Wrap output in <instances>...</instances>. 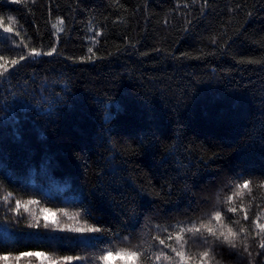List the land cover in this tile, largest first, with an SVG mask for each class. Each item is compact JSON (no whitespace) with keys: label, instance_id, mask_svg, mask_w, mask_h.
<instances>
[{"label":"trees","instance_id":"1","mask_svg":"<svg viewBox=\"0 0 264 264\" xmlns=\"http://www.w3.org/2000/svg\"><path fill=\"white\" fill-rule=\"evenodd\" d=\"M204 4L0 0L20 31L0 29V197L13 192L0 201V241L6 232L29 237L0 251L58 252L46 238L76 235L29 227L27 212L9 211L32 196L118 232L99 237L105 248L148 240L139 231L147 214L157 217L153 236L169 214L195 220L220 210L233 226L244 209L242 223L264 218V63L248 62L264 60V0ZM242 178L250 181L243 190ZM133 201L139 222L125 211ZM134 229L142 239L129 235ZM150 244L147 258L156 264ZM202 250L189 245L193 257ZM228 251L216 247L214 264H250L246 253L237 259ZM123 260L114 255L110 264Z\"/></svg>","mask_w":264,"mask_h":264},{"label":"snow or ice","instance_id":"2","mask_svg":"<svg viewBox=\"0 0 264 264\" xmlns=\"http://www.w3.org/2000/svg\"><path fill=\"white\" fill-rule=\"evenodd\" d=\"M13 3H27V0H12ZM34 2V0H33ZM207 6V0L203 7ZM123 7V5H120ZM250 14V13H249ZM17 17L11 13L0 12V29L6 34H13L20 36ZM31 53L36 54L37 49L31 48ZM56 49L52 48L47 55H51ZM92 52V49H88ZM3 57H0V74H2L5 65L3 64ZM20 59H24L23 56ZM250 63H264V60H249ZM16 64V60L11 61ZM243 179V182L238 185L239 189L248 188L250 181ZM110 194V193H109ZM13 192L8 191L6 195L0 197V201H11ZM36 206L38 211L33 212L32 208ZM9 211L16 213L17 217H21L23 212H27L30 216L28 221L29 227L39 229L41 224L45 228H51L59 232L73 233L71 237H48L49 244L54 245L59 249L58 252L49 250H24L17 252L0 251V262L2 264H110L111 258L122 256L124 258L122 264H153L149 260L148 249L144 247L145 243L151 241L150 248L156 249L152 252L156 264H163L165 260L171 264H214L216 247L223 250L227 245L229 251L228 256H235L237 259H244V253L247 254L250 264H255L254 255L264 257V218L259 215L249 223H242L249 221L248 209H244L242 219H237L233 226L232 223L225 222L226 213L220 210H213L206 213L207 218H196L195 213L187 216L186 219L178 218L182 214H169L161 217V222L155 226L156 235H152V223L157 217L154 214H147L143 217V224L139 231L147 236L142 244L132 245L126 247H114L109 242L107 248L103 247L100 236L110 235L113 238L119 237V233H113L110 228L98 227L96 223L90 224L87 219H81V211H70L67 207H41V201L35 196L29 197L27 200L15 199L14 206L9 208ZM82 211L87 209L82 208ZM125 211L129 213V219L139 222V206L133 201ZM229 211L236 213V207L229 206ZM7 219V217H4ZM231 221V217H227ZM175 220V223H171ZM255 229L253 236L252 229ZM95 235L97 238L93 239ZM129 235L142 239L137 236V230L129 232ZM258 240V251L254 254L251 250L252 242ZM29 237L8 236L5 233V239L0 241V246L15 247L21 240H28ZM127 239V237H125ZM218 242V243H217ZM189 245H196L202 248L193 257L189 251ZM26 248L27 244L24 245ZM47 246H38L44 248ZM94 249L88 256H81L74 254V249ZM99 249V251H95ZM238 250V251H234ZM172 253V255L169 254ZM215 264H220V261H215Z\"/></svg>","mask_w":264,"mask_h":264}]
</instances>
